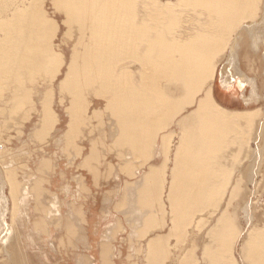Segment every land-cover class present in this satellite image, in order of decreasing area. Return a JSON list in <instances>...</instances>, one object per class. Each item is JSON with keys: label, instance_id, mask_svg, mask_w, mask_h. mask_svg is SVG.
Masks as SVG:
<instances>
[{"label": "bare ground", "instance_id": "obj_1", "mask_svg": "<svg viewBox=\"0 0 264 264\" xmlns=\"http://www.w3.org/2000/svg\"><path fill=\"white\" fill-rule=\"evenodd\" d=\"M262 1L264 9V0H0V113L13 114L25 109V118H28L31 116L28 112L35 111L39 118L32 136H53L51 133L55 130L59 133L62 149L67 151L70 148L77 150L74 143L79 140L77 137H82L81 140L84 137H103L105 131L99 121L102 113L107 111L111 129L108 137L116 148L120 147L117 154L127 160L123 170H133V155L140 159L144 157V160L149 157L151 160L153 156L154 160L163 158L161 163L152 162L147 170H143V163H140V167L138 165L132 171L138 177L119 186L117 193L124 190L126 199L125 207L121 206L122 210L119 207L118 214L130 213L128 217L138 228L145 216H154L152 205L160 203L164 211L162 217L168 218L166 224L172 221V225L168 224L170 231L165 234V241L163 236L158 237L157 247L162 240L167 243L173 233L183 237L189 227L187 224L193 223L194 230H197L194 236L202 254L196 256L187 250L183 256L180 255L178 264H192L193 261L195 264H264V218L259 219L264 203L254 202L252 208L256 212H251L247 194L253 190L248 191L242 184L245 177L241 171L235 180L230 181L223 169L226 163L221 161L226 154L220 153L233 141L237 142V137L231 139L233 133L244 135L247 128L250 130L249 125L253 131L257 110L224 107L213 92L219 69L214 59L228 45L222 40L230 36L231 42L230 39L227 41L231 43L229 52L233 56L234 49L244 44L241 32L246 31L250 35L258 24V14L255 16L253 13ZM48 5L63 16L62 24L66 30L62 35H59L61 24ZM236 28L242 31L236 33ZM228 31L236 34L231 38ZM71 42V54L67 56L65 46ZM228 76L221 79L225 92L242 88L243 79ZM56 87L59 105L66 104L68 120L65 124L55 108ZM95 120H99V124L96 121L97 124L93 125ZM245 121H248L246 129L242 127ZM94 141L89 139L88 154L79 149V156L82 165L97 170ZM164 154H169L172 160L168 172L165 165L169 161ZM41 158L38 169L44 174L49 168L54 170L58 167L49 157ZM9 167L10 162H4L3 167L0 165V222L7 234L15 232V229L5 221L6 205L3 203L8 201L2 188L9 183L14 192L18 184ZM117 173L115 179L120 177ZM253 173L251 182L255 181ZM92 174L96 180L97 171ZM25 180L27 182L21 188L23 195L17 204L21 206V214L25 198L32 195L29 190L32 179ZM42 180L34 184L37 186ZM258 185L256 189L264 190V186ZM64 190L69 192L67 187ZM53 197V201L47 202V207L45 204L42 206L43 220L35 223L43 224L45 230L53 222L56 227L61 224L62 232L65 230L69 239L78 225L79 236L76 238L79 239L75 243L79 245L81 239H86L83 209L76 200L60 203L59 197ZM241 212L245 213L246 220L241 217ZM253 219L259 223L253 224ZM155 223L150 224V228H155ZM162 224L157 226L159 230L167 228L164 221ZM3 228H0V244L5 247L9 236L5 237ZM204 229L206 239L200 244V233ZM151 230L155 232V229ZM153 235L156 236L155 233ZM29 238L33 241L31 234ZM151 241L153 238L146 244V249ZM164 242L163 245L167 246ZM154 246L151 244L155 250ZM151 248V253H146H150L147 255L149 259H146L156 263V258L163 254L160 256ZM160 250L161 253L163 250ZM163 253L168 256L169 249L166 247ZM78 256H81L77 260L79 264L82 255ZM117 256L119 258L117 254L114 257ZM115 260L111 264H117ZM190 261L192 263H188Z\"/></svg>", "mask_w": 264, "mask_h": 264}, {"label": "rangeland", "instance_id": "obj_2", "mask_svg": "<svg viewBox=\"0 0 264 264\" xmlns=\"http://www.w3.org/2000/svg\"><path fill=\"white\" fill-rule=\"evenodd\" d=\"M262 5H263V1L259 3L258 7L256 8V11L253 13L255 16L258 14L256 16L257 18L256 17L252 18V20L256 18L258 20L257 22L258 24H256L255 28L251 30L250 35L248 32L242 31L241 30L242 27L240 29H237L238 28L237 27L236 28L237 31H235L236 29L234 30L236 33H238L240 30L242 31L240 35L242 34L244 35V40H243L244 44L240 45L241 47L235 48L232 54L233 56H231L230 55L231 53L229 52L230 50L229 47L231 43L229 44V42L227 41V39L228 40L230 39L229 38L230 36L229 35L228 37L225 36L222 42H226V44H228L229 46L225 45L227 47L226 48L223 45V47L225 48L222 53H219L221 54V56L218 54L216 58L214 59L215 60L214 62H218L217 66L219 68L218 74H217V77H216V80L213 86L214 88L213 92H214V95L217 101L221 103L222 106L228 107L231 109H239L241 111L255 109L259 112L258 114L256 111V116L254 119L255 124H254V128L252 129L253 131H251V126L250 125L248 126L247 124L248 121L247 122L245 121L246 124H244L243 122L244 126L242 127L245 128L247 125L248 127H250V130L249 128L247 129L245 128L246 130L245 129L244 130L247 133L244 132V135L242 133L240 134L233 133L234 135H232V138L231 136H229V138L235 139L237 137V142L233 141L232 143L229 144V146H227L228 148L225 147V149H222V151L220 152L222 155L224 153L226 154V157L224 155L225 158L223 157L221 161L223 162L224 160V162L226 163V165L224 164L223 169L225 173L227 172V175H228L227 177L231 178L230 181L235 180L236 175L238 174L239 171H241V173L245 177L243 178L242 184L247 187L248 191L253 190L252 192H249L247 194V204L251 207L250 210L252 213L256 212V210L252 208V206L255 205L254 202H257L259 200V202H261L260 203L261 205L264 203V190L262 188L256 189L258 182H260L261 186H264V181H263L264 180L263 179L264 178L263 176L264 175V19L263 20L261 19L264 17V9H262ZM48 8L50 12L56 16L57 20H59V23L61 24V31H60L61 33H59V35H62L64 31L66 30L65 26L62 24L63 16L60 13L55 12V9L52 7V5H48ZM259 8L260 10L258 13ZM234 31H228L229 33L231 32V38L233 37V34L235 33ZM229 41L231 42V39ZM71 49H72V42L69 44V46H65V52L67 56H70ZM233 59L235 60L232 61ZM227 70H229V72H227ZM224 75L225 77L228 75L229 76L235 75L238 78L243 79L244 84L242 88H238V90H236L237 88H232L230 91L225 92V89L223 88L222 83H221V79ZM56 91H57V94L55 95V100H56L55 108L56 107L58 108V109L56 108V110L59 112V114H61L63 122L65 124V122L67 123V120H68L66 113H65L66 104L63 103L59 105L58 87H56ZM21 110H18L13 114H9L8 112L5 113V111L4 113H0V134H1L0 144L2 145V147L0 148V153L3 154V156L0 157V165L1 167H3L4 162L5 163L10 162L11 167L9 168L13 170L14 177L18 181L16 190L14 192H12L11 184L9 183H8L9 185L6 184L2 188L4 196L7 198V201H8L7 204L3 203L4 205H6V208L4 207V210L6 211L5 221L7 223L6 222L5 223L7 225H10L12 228H14L15 232L12 231L11 234H7V232H5V228H3V225L0 222V228L2 226L3 232H5V237L7 235L9 236V238L6 237L7 244L5 245V247L2 244H0V264H7V263L8 264H78L77 262L78 257H79L78 255H80L81 253L79 251L80 250L79 245L75 243L77 242L76 239H79V238H76V236H79L78 235L79 231L77 233V229L79 228L78 225L76 227V232L74 229L75 236L73 235L74 232L71 233V239H69L68 235L66 236V233L63 236V232L61 230L62 229L61 224H57V226L59 225L58 226L60 228L59 229L58 227H56V224L53 221H52L53 223L49 225L50 227L48 226L47 230H45L43 224L39 223L40 225L39 224L37 225L35 223L37 222V217L39 214L42 215L41 216L42 218L44 216V214H41V213H44V211H42V206L47 207L48 203L53 201L54 195L59 197L57 198V200L60 203L62 201L76 200L77 201L76 203L78 204L80 203L81 200L84 201L85 198H87V200L90 198H97V197L101 198L102 196H104V193H106L107 191L110 194H112V196H115L118 198L119 196L122 195V193L124 194V190L122 191V193H117L119 192L118 189H120L119 186H123L127 180H135L138 177L134 172H132L133 170L138 168V165L140 167V165L143 163L141 166L142 169L144 168L143 170H147L150 164H152V162L153 164L158 163V162L161 163L163 158H155L154 160V156H153L151 157V160H149L150 157L144 160L143 159L144 157H141L140 159L139 156L133 155V158H134V160H132L133 170L132 171L130 170L131 171V175H130V171H126V169L123 170V167L125 168L124 164L127 162V160H125L124 156H119L117 154L118 153L117 150L118 148L120 149V147L116 148V146L114 145L115 143L111 139H109L110 137H108L111 129H110V120L108 118L107 111L106 112L104 111L102 113L103 114L101 118L102 122L99 121L100 119L95 120L93 122V125L97 124L98 121L100 122V126L105 131V135L103 137H84L85 139L83 138L82 140L80 139L82 137H77L80 140L79 141L76 138L78 141H74V143L76 142L77 150H75L74 148H73L74 150L70 148L69 150L64 151L62 149L61 144L58 141L59 133L57 131L55 132V130H53L52 131L53 133H51V134H54L53 136L48 135V137H42L43 139L40 137L37 138V137L32 136V133L35 130L33 127L37 123L39 116L37 115L35 111L30 110L28 112V115H31V116H28V118H25V115L27 116V112L26 114H24L25 109H23L22 111ZM91 111H92V108H91ZM35 113H36V117H35ZM236 130L238 131L237 126H236ZM231 134L232 132L230 133V135ZM92 138L93 140L95 139V141L92 142V146L94 145L96 148V150H94L96 154V156L94 157L95 158L94 161L96 162L95 167H97V170L96 168H90L89 166L82 165L81 163L82 160H81V157L79 156V149L80 150L83 149V154H88L89 148L91 146L89 139H92ZM244 143L248 144L249 146L248 145L245 146ZM230 145H232L233 147H231ZM235 146L238 148V150ZM247 147H248V150H247ZM1 149L3 151H1ZM168 155H165L167 156L166 161H169V162H166L167 166L165 165V167L167 168V172H168V168L171 165V161H172L171 156L170 155L168 156ZM41 157H44V158L49 157L50 160H52L53 165L57 163L58 167L54 168V170L53 168H49L47 172H45L44 174V172H41L38 169L40 165L39 162L42 159ZM96 158H98L97 161H96ZM226 158H227V161H226ZM253 158L256 160L254 161ZM13 166L14 167L19 166V167L14 168ZM225 168H226V171H225ZM96 171L98 173L96 174V176L98 175V177H96V180H95V177L92 173H96ZM228 172L230 173V175L228 174ZM251 172L252 173L254 172L253 175H254V180H255L252 182L250 181V177L252 175ZM115 173L120 175L119 179L116 178L117 180L114 178ZM227 177L226 179H228ZM25 179H32L30 181L31 185L29 188L32 195L28 199L25 198L26 202L24 201V205H22V207L24 208V211L21 214V211H20L21 206L17 204L20 201L19 198L22 197L21 195H23L22 189L25 183L27 182ZM39 180H42V183L37 185L38 186L37 187L36 184L34 183H36ZM65 186L69 189L70 193L64 190L66 188ZM12 197L14 198V200ZM14 201L16 202L14 203ZM43 204H45V206ZM159 205L157 204L156 206L152 205V209L154 208L153 210L154 212L156 211L157 215L162 216L164 211H162L161 209L162 205L161 206ZM83 212L84 213H82V222H85L86 214L84 210ZM33 213H35L36 216L35 215L33 216ZM19 214L21 215V218ZM241 217L245 219L246 218L245 213L243 214L241 212ZM263 218H264V211L260 215L259 219H263ZM166 219L168 220V218ZM254 223H259V222L253 219V224ZM168 224L171 227L172 221L170 222L167 221V224H166L167 228L164 227V229H166V234H168L170 231ZM247 225L248 224H246V226ZM187 226H189L186 228L187 235L184 233L185 235L181 237L180 234L175 233L174 235L173 233L171 234L173 236L170 235V238L168 236L169 240H167L166 247L169 249V254L168 256H165V253H163L164 250L161 252V254H163L162 256L160 254L161 259H159V262L162 260L160 262L161 264L162 263L163 264H178L177 262L179 260L180 255L183 256L188 251H189V254L190 252H193L195 255L198 254L199 256H201L202 249L200 246H198V241H196L195 236H194L197 230L196 231L194 230L193 223H190L189 225L187 224ZM40 227L41 228L43 227L44 229L42 228V231H41ZM24 229L27 231H25ZM30 234L33 238V241L29 238ZM42 234H45L47 236H44ZM205 234H206V230L204 229L200 233V235L202 236V240L200 241V244H202L203 240L206 239ZM58 236H59L60 242L58 240ZM64 237H66V239ZM26 238L27 239L29 238V239L27 240ZM66 240H67V243L65 242ZM30 242H32L34 245L31 244ZM25 243L27 245H25ZM49 245H51V247ZM166 247H165V250H166ZM137 257L141 258L140 255L136 256V258ZM138 260L139 261H137L135 264H146V263L149 264L147 261L143 263V261H141L142 259L141 260L138 259ZM73 261H76V262H73ZM151 263L157 264L158 261L157 263H153V262ZM188 263H192V262L190 261ZM192 264H195V261H193Z\"/></svg>", "mask_w": 264, "mask_h": 264}, {"label": "crops", "instance_id": "obj_3", "mask_svg": "<svg viewBox=\"0 0 264 264\" xmlns=\"http://www.w3.org/2000/svg\"><path fill=\"white\" fill-rule=\"evenodd\" d=\"M229 109H231V108H229ZM107 198H109V199H107ZM125 199H126L125 193L124 194L122 193V195L117 198V197L112 196V194H110L107 191L106 193H104V196H102L101 198H99V197L90 198L88 200H87V198H85L84 201L83 200L80 201L79 206H81V208L85 211V214H86V220L83 223L84 229H85V235H86L85 240L86 241L85 240L81 241L83 239L80 240L81 243L79 241V245H80L79 247H81L80 248L81 249L80 255H82V258L80 259L79 264H84V263L85 264H111L112 262L114 263L115 259H116L115 261L117 262V264H124V263L125 264H135L137 261H139L138 259H140V260L142 259L141 261H143V263H145L149 259V257L147 255H150V253H151V251L149 250V248H151V244H154L155 245L154 247L156 248L155 250L153 247L151 249L155 252L157 250L156 253H158L159 255L161 254L160 249H162V250L165 249L163 247L165 245H163L162 242L165 241L166 229L159 230V227H161L159 224L163 225L162 224L163 221L166 224V218L162 217L161 215L157 216L156 211H155L154 216L157 217V220H156V218H154L153 215H152V217H150V215L148 214L150 218L148 216H145L144 218L149 220V222H147L143 218L142 219L143 221H141L142 224H140V226L138 228H136L138 225L135 227L133 225V223H135L134 220H132V218L130 216L128 217V215L130 213L126 214L127 211L120 213V214L117 213L119 211L118 210L119 207H121V206L123 208L125 207V204H124ZM115 200H117V201H115ZM123 200H124V202H123ZM122 207L119 209L122 210L123 209ZM34 215H35V213H33V216ZM41 216L42 215H40V214L38 215L37 221L40 219H41L40 221L43 220ZM130 222H131V224H129ZM153 223L156 224V227L154 228L153 226H151V228H150V224L153 225ZM155 224H154V226H155ZM165 224H164V226H165ZM158 225H159V227H157ZM133 227H135V228H133ZM145 228H148V229H145ZM152 228L155 229L154 230L155 232H153V230H151ZM64 231L65 230H63V233H64ZM137 233H139V234H137ZM147 233H149V234H147ZM153 233H155L156 236H154ZM157 234H158V236H157ZM42 235L45 236V234H42ZM64 235H65V233H64ZM151 236H153V237H151ZM160 236H161V238L164 237V241L162 240L159 247H157L155 242L157 243V245L159 244L160 238H158V237H160ZM141 237H144V238L141 239ZM149 237H151V238H149ZM152 238H153V241H151V244L149 243L150 247H148V245H147L148 248L146 249V244H148L149 240H151ZM105 239H107V240H105ZM84 243H85V245H83ZM164 243L166 244V242H164ZM81 244L83 246H81ZM136 244H137V247H136ZM157 248H160V249H157ZM143 250H144V252H143ZM149 251H150V253L146 255V253ZM155 252H153V253H155ZM116 254L119 255V258H118V256L114 257V256H116ZM139 255L141 256V258L140 257L136 258V256H139ZM154 256H156V254H154ZM79 257H81V256H79ZM158 257H160V256H158ZM146 258H148V259H146ZM159 259L156 258V260H158V261H159ZM148 261L147 262L149 264H151L152 261H150V260H148ZM73 262H76V261H73Z\"/></svg>", "mask_w": 264, "mask_h": 264}]
</instances>
